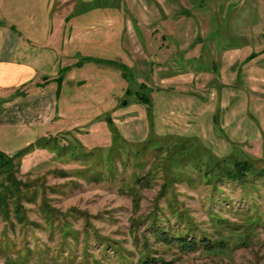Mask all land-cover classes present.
<instances>
[{"label":"rangeland","instance_id":"rangeland-1","mask_svg":"<svg viewBox=\"0 0 264 264\" xmlns=\"http://www.w3.org/2000/svg\"><path fill=\"white\" fill-rule=\"evenodd\" d=\"M177 3L192 15L205 7V15L214 13L209 24L203 21L207 27L198 41L209 51L230 50L238 38L247 41L248 22L236 28L231 14L242 4ZM190 36L186 32L184 43ZM155 55L149 58L156 62ZM215 55L202 53L206 61ZM222 59L231 62L233 54ZM170 63L167 70L154 66L153 80L147 63L137 70L150 107L138 103L126 118H110L111 125L50 131L8 155L16 185L6 183L4 174L0 182L16 192L10 210L23 211L25 222L17 224L15 216L13 225L0 220V264H264V181L236 183L224 176L238 162L263 167L264 99L252 98L260 124L245 110L248 85L236 86L241 92L234 98L232 69L216 78L217 70L204 69L201 61L185 63L177 55ZM169 71L177 78L163 81ZM207 71L192 81L193 73ZM133 75L126 72L131 89L138 90ZM158 90L177 97L160 101L154 126ZM180 236L206 245L184 253L175 239Z\"/></svg>","mask_w":264,"mask_h":264},{"label":"crops","instance_id":"crops-1","mask_svg":"<svg viewBox=\"0 0 264 264\" xmlns=\"http://www.w3.org/2000/svg\"><path fill=\"white\" fill-rule=\"evenodd\" d=\"M231 2L247 5L231 14L236 28L248 22V38L233 36L237 46L216 52L198 42L205 20L212 21L214 13L205 15L208 7L192 15L177 0H0V151L14 155L50 131L126 118L138 104L119 105L131 88L126 72L133 71L135 84L141 85L140 66L148 64L153 80V67L167 70L177 55L185 63L204 62V69L217 70L216 78L222 69H232V84L248 85L245 110L260 122L252 98L264 99V88L252 85L264 84V0ZM221 13L229 14L228 9ZM186 32L191 33L188 44ZM203 52L216 55L206 61ZM225 52L233 54L231 62L222 59ZM151 54H159L156 62ZM207 74L193 73L192 81ZM167 75L163 81L177 78ZM234 90V98H240L241 91ZM176 97L173 91H156L154 126L163 109L160 101Z\"/></svg>","mask_w":264,"mask_h":264},{"label":"trees","instance_id":"trees-1","mask_svg":"<svg viewBox=\"0 0 264 264\" xmlns=\"http://www.w3.org/2000/svg\"><path fill=\"white\" fill-rule=\"evenodd\" d=\"M144 89L145 86L143 85H140L138 90H133L131 88L128 89L126 98H124L119 105L121 107L128 106L131 103V99L134 98L137 101V103L144 105L145 107H150L151 99L145 95ZM107 121H108L107 124L111 125L110 120L108 119ZM11 159L12 158H10L7 154L0 151V174L5 175L6 183H10V185L14 186L15 184L14 178L9 173V169L12 162ZM224 176L226 180H230L236 183L243 181L244 183H247L251 181H257L260 179H263L264 181V165L263 167L258 168L257 166H254V164L252 163L238 162L234 164L232 170H230L229 172L225 171ZM5 188L6 187L4 186V184L0 182V220H5L7 224L13 225V221L11 220V218L15 216V220H16L15 222H17V224H23L25 222V221L23 222L22 220L23 219L22 217L24 216L23 214L24 212L22 211L23 212L22 213L21 210H19L18 208L15 209L14 213L12 210H10L11 204L9 201L11 200V198H14L16 192ZM175 239H177V241L179 242L178 246L180 249H182V252L184 253L194 252L198 246L206 245L197 242V240L193 238L191 240H187V238L180 236ZM149 262H150L149 264H158L155 260ZM143 264H147V262L144 260ZM160 264H164V262L163 263L161 262Z\"/></svg>","mask_w":264,"mask_h":264}]
</instances>
